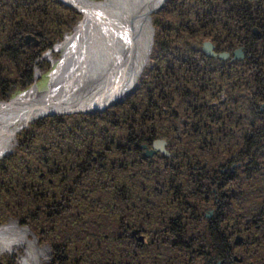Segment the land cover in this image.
Instances as JSON below:
<instances>
[{"label": "rangeland", "instance_id": "374dc122", "mask_svg": "<svg viewBox=\"0 0 264 264\" xmlns=\"http://www.w3.org/2000/svg\"><path fill=\"white\" fill-rule=\"evenodd\" d=\"M10 1L11 0H7V3ZM17 1L18 7H16V12L10 16L5 13L7 10L4 8H7L6 1L0 0V104L13 103L18 98L33 91L37 92L38 95L45 94L50 89L61 88L62 83L64 85L67 83L70 86L75 85L81 77L79 68L82 61L87 62L90 57L89 54H92V52L89 53L92 47L88 45L90 43L88 34H85L83 39L78 40L77 38V41L72 44L74 53L73 51H71L70 54L69 51L67 52L69 57L68 55L66 57L67 60L65 64H67V66L65 70L61 71L60 74L58 73V70L64 67V61H62L63 53L60 47L65 43L67 38L74 37L76 28L84 22V16L86 15L77 7L82 6L83 2L79 0H57L62 4L73 7L76 11V14H74L70 11H65L62 7L55 4V0ZM104 1L105 0H86V2L92 6L89 8H93ZM170 1L171 0H154L148 1V3L145 4L148 8L151 5H155L153 9L151 8L150 10L148 16L149 23L147 27H145L151 29L152 35L150 34L147 38V42L150 46L148 55L143 56L147 57L145 64L137 67L136 63L134 65L135 69L130 71V76H132V78H129L123 83L125 86L130 87V90H125L123 96L120 98L117 97L112 101L106 100L102 102L101 105L99 103L94 105L96 108L84 110L70 109L72 110L71 112H67L69 110L64 112L62 110L57 111L54 116L49 117L61 115L64 116L65 122L62 127L56 130H52L48 124H46L47 126L42 130L41 128L44 127L45 124L39 125V123H41L39 122L37 125L39 121L37 118L41 115L31 118L29 121L27 120L17 131V135H15V140L10 149L0 156V160L7 154L8 155L3 161L8 158H12L13 160L14 157H17V154H21V151L26 149L29 150V148L35 149V153L38 155L45 154V150H54L56 142L60 143L64 140L65 145H71L73 147L83 144L91 146L93 151L89 156L88 163L96 169H113V163H115V167L117 168L121 164L120 160L125 161L126 156L128 158L136 157L141 167H147V165L156 163L158 167L163 169L165 165L169 163L168 160L163 158V156L167 159L170 157L168 143L166 140L156 137L160 136V133H157V135L156 133L147 135L145 132H143V134H138L140 120L137 118V115L145 111V100L144 94H137L136 97L133 95L142 84L147 83V79L151 77L152 73H156L155 68L158 66V58L164 53L165 49L174 44L175 40V43L180 44L179 49L181 50L192 48L195 51V55L193 54V56L196 58L195 63L190 66L187 64L190 62L189 59H186L187 63L184 64L179 54H175L177 58L175 61L184 65L182 69L188 66L189 69L198 75L210 74L212 87L215 89V92H219V95L212 100L210 104L214 106L215 111L218 110L219 112H211L209 114L210 118L217 119L219 117L224 120L225 114L233 109L232 104L235 107H240L242 106V101L244 102V106H246L243 114L244 119L243 121L241 120L244 126L236 125L231 128H228L226 125L224 126V134H226L223 136V140H225L224 145L228 148L232 147V149L230 151H228L229 149L227 151L223 150L224 154L221 155L218 162L212 166L218 169H234L235 166L237 169H250L251 175L249 177L253 178L244 179L243 174L235 179L232 178L233 182L231 181L232 183L225 190L226 195L230 197L225 198V201L229 203L226 202L223 208L218 207L215 214L212 209L216 207L208 204L204 205V202L202 203V200H204L202 195V200L197 198H186L181 200L184 196L186 197L185 192L188 190L187 185L181 187L184 194H180L181 192L176 191L174 188V191L177 192V201L175 202H172L169 192H163L161 195L157 194L154 191L155 188H158L161 184H169V181L165 179L169 176H162L159 172L160 169H147L148 173L156 170L155 176L157 181L152 183L144 182V184H148V186L155 185L156 187L152 189L147 186V189L141 190L140 192L131 189L134 184L126 180L128 179L127 176L125 180L122 177L118 179L112 178L107 184L110 187L128 184L126 199L123 201L119 200L118 190L111 188L108 190L109 207L107 213H94L90 215L77 213L63 214L61 216L65 217L66 220L61 222L59 229L54 230H51L48 224L37 225L33 224L31 220L17 218L12 211L13 207H17L18 209L21 208V201L16 197L6 196L4 198L0 196V228L12 225L16 231H20L22 236H24V239L18 243V245L0 251V264H23L30 243H34L39 250L45 249V253L40 257V263L38 264H189L190 257H192L194 253L188 255L187 252L190 250L188 248H193L196 245L205 246L207 250H211L210 252L213 251L212 253H215L220 259L222 253H218L220 251L219 247L224 246V252H233V254L237 252V257L242 256L244 264H264V181L261 182L264 173H261V170L255 171L258 167L264 169V85L258 87L257 83L260 81L254 73L255 68L259 66L256 65L258 61L264 64L263 9L259 7V11L255 12L256 10H254L250 4V1L255 3V0H225V2L221 0L222 6L218 7L209 3V1L218 3V0H174L180 3L179 6H177L173 2L172 5H174V7L186 11L190 10L189 13L183 14L182 18H184V21L182 26L178 28L183 38L177 35V38L174 39V33L172 31L161 29V27L166 24H170L169 22L171 21L169 17H166V15L161 12ZM183 2H185L184 5H182ZM191 3L195 5L191 6ZM197 3H199V5H197ZM263 4L264 0H262V5ZM239 5H241L240 17L238 18L236 15L235 19L231 22L228 21L223 23L224 26L228 25L227 27L230 28V31L233 29L234 36L225 40V43L223 41L224 37L219 39L218 42L211 40V37L207 39L208 37H205L206 31H204L205 28L203 27H206L205 20H207V17L210 20L213 9H215V7L216 9L221 7L224 11L229 13L230 17V14L234 13ZM49 7L57 9L58 18L67 19V21L62 19V23L66 24L65 27L56 24V22H58L56 18L50 23L48 16ZM121 7H124V5ZM231 9L233 10L230 11ZM74 17H76V21L70 22V19ZM244 18L245 20L242 21ZM248 18H253V20ZM229 22L230 26L233 28L229 27ZM52 24H54L53 28L51 27ZM258 24L260 26H257ZM173 25L176 26L175 24ZM240 26H242L243 29H238ZM41 28H44L45 35L40 31ZM246 28L247 31H245ZM173 29L177 28L173 27ZM27 30L28 32L24 33L23 36L31 39V46L33 45L36 47L34 50L37 49V51H40L38 55H36V51L32 55L31 51H28L26 48L27 45L23 40L24 38H21L22 33ZM240 30H242L241 33ZM243 31H245V33ZM39 34L43 36H39ZM212 41L213 43H220V45L217 43L213 44ZM229 41L235 43L230 44ZM252 41L256 43L255 49L257 53H251V50L248 48L249 42ZM224 44L225 46L223 47ZM228 44H230V46L226 47ZM205 45L211 47L212 56H207L205 54ZM100 46L102 47V44L100 45L99 41L96 40L94 47L95 51ZM24 51H26V54ZM143 52L144 51L141 49L138 55L142 56ZM75 53H77L76 56L74 55ZM35 55L37 57H35ZM164 56L168 57L167 55ZM175 61L172 58L170 66L175 64ZM2 63L6 66L4 72H2L1 69ZM164 65L166 64L160 62L159 67L162 68ZM232 67H234V71L236 72H238L239 69H243V67L244 69H249V67H251L252 69L249 70V72L253 71L254 75H250L252 76L251 79L246 81L248 84L245 83L244 79H242V83L238 81L240 77V75H238L236 79V90H231L226 86V82L223 83L220 81V78L224 76H222V73L230 71ZM262 72L264 75V71ZM133 75H136V77ZM22 81H24L25 84ZM3 83H5L4 86L8 88L7 90H2ZM21 84L24 85L21 86ZM240 84L243 85L242 90L240 89ZM169 85L170 84L163 82V87L165 89H167ZM118 89L112 90L111 93L108 92V95L115 93ZM206 98L209 97L206 96ZM134 102L136 104V110L132 109V105L129 110L128 104ZM173 102L170 103H173L171 108H179L177 112L178 117L175 118L173 116L172 120L181 127L183 112L180 108L182 107H180V102L178 100ZM82 105H85V103ZM145 105L150 107L148 108L149 110L153 108L148 102H146ZM162 106L163 110L168 111V114L171 112L163 103ZM47 110L48 109L42 110L41 112H46ZM77 110H82L83 112H74ZM149 110L147 112L148 116L152 114ZM132 114L135 115L134 119H132ZM207 116L208 114L205 113L206 120ZM155 119L158 120L157 118ZM163 122L164 120L160 119L158 122L156 121V123H159L158 129H160V125ZM133 127L136 128L135 136L137 137V141L135 143L130 142V134L132 133ZM141 129L142 131L145 130L144 127ZM189 130L192 131V129ZM157 132H159V130H157ZM151 136L152 141L147 142L146 139ZM158 142L164 143L163 150L167 156L154 150V144ZM228 142H230L229 145H227ZM132 146H134V149H136V147L138 148L135 155L129 154L130 152L128 149L134 151ZM118 147H121L122 150H117ZM111 152L114 154L113 157L110 155ZM148 153L153 154L151 157H146ZM70 159L74 163L78 161L76 166H73L75 169L80 163V159H76V157L69 155L68 160ZM206 159L207 162H210L208 161V157ZM175 161L177 162V160ZM223 166L224 168H222ZM22 169L30 168L24 166ZM5 170L6 169H0V180ZM126 170L128 173V169H115L113 173H120V171L125 172ZM208 173L213 172L208 171ZM261 174L263 175L262 177H256L254 179L255 175L261 176ZM38 177L43 178L38 179L36 176L38 181H43L45 179L42 173H39ZM47 181L50 184L52 183L51 178H48ZM172 183L175 185L177 184L174 181ZM61 186L64 188L67 187ZM54 187L57 186L55 185ZM59 187L60 185L58 188ZM4 192L5 190H2L1 194L5 195ZM133 195H151V198H148L146 202L157 205L163 203L166 208H168L169 212L162 214L159 212H141L144 207L142 205L135 206ZM69 200V198H66L63 201L66 202ZM178 200L180 201L178 202ZM179 203L187 205L185 210L181 213H178L176 210V206ZM194 207L197 211L194 210ZM57 208L60 207L56 205L55 209ZM42 211L45 212L46 210ZM222 211L226 215L223 219L218 217ZM138 215L139 217L143 215L146 219L143 223V230H146L147 233H142L145 237L143 242L144 245L142 244L140 247H136L133 242L129 240L114 241V236L116 237L120 230L117 225L118 217H124L125 221L132 227V225H138L140 223L138 221ZM43 217L44 216L40 218L39 214L35 219L42 220ZM86 219L90 221L88 222ZM170 220H172V222ZM174 220H176V224ZM214 220L215 222L218 221L217 228H219V230L210 228L214 225ZM253 221H255V224H253ZM222 227L226 232V236L225 238L217 237L216 240H224L223 243H225V245L217 246L215 244L214 235L216 232L219 235L218 232H220ZM88 228L89 237L84 233ZM163 230L184 232V238H182L184 242L180 241L181 238H177L175 234L169 236L162 233ZM135 232L137 231H131L130 234L132 235ZM79 234L81 236H79ZM190 234L198 235V237L190 238ZM55 235L59 236L54 237ZM137 239L143 241V237ZM172 239L176 241L174 242L176 248H173L170 243ZM240 240L243 244L236 245ZM150 241H154V243ZM185 241H189V243L186 244ZM52 246H56L58 249ZM75 247L78 251L71 252V249ZM60 250L61 252H59ZM192 250L193 249H191V251ZM211 256L212 254H210V257ZM202 259L203 258L195 259L193 262L191 261L190 264L200 262ZM221 262L227 264L222 259ZM231 262H233V258H231Z\"/></svg>", "mask_w": 264, "mask_h": 264}, {"label": "trees", "instance_id": "16d2710c", "mask_svg": "<svg viewBox=\"0 0 264 264\" xmlns=\"http://www.w3.org/2000/svg\"><path fill=\"white\" fill-rule=\"evenodd\" d=\"M218 1V3H214L212 1H209V3L211 5H215L216 7L222 6L221 0ZM223 1L225 2V0ZM173 2L174 0H171L168 2L169 4H166L161 10V12H163L164 15L169 17V20H171L169 22L170 24H166L165 26L161 27V29L172 31L174 33V39L177 38V35L183 38L180 34L181 31H179L178 28L182 26L184 19L182 18L183 14L189 13L190 10L186 11L181 8H176L174 5H172ZM55 4L62 7L65 11H70L71 13L76 14V11L73 7L62 4L57 0H55ZM179 4L177 6H179ZM184 4L185 2H183L182 5ZM250 4L252 8L256 10L255 12L259 11V7H262L264 12V4L262 5V0H255V3L250 1ZM192 5L195 4L191 3V6ZM197 5H199V3H197ZM216 7L211 13L210 20L208 17L207 20H205L206 30H204L206 31L205 36L211 38L213 37V41H219V38H226L225 36L227 35L231 36L233 29L230 31V28L227 27L228 25L224 26L223 23L227 21L231 22L236 16V13L234 12L231 13L229 17L228 12L224 11V9L221 7L219 9H216ZM230 11H232V9ZM48 16L50 23L53 22L54 18H56V21H58L56 24H60L62 27L66 26L65 23H62V19L64 21H67V19L58 18L56 8L49 7ZM180 19L182 21H180ZM75 21L76 17L70 19V22ZM230 22L228 23L229 27H232L230 26ZM51 27L53 28L54 24H52ZM173 27H176L177 29H173ZM40 31L43 33V35H45L44 28H41ZM223 33L225 36H223ZM43 35L39 34V36ZM228 39H230V37ZM175 42L176 41L174 40V44L165 49L164 53L158 58V66L155 68L156 73H152L151 77L147 79V83L142 84L133 95L136 97L137 94H144L145 104L148 102L153 107L149 110L148 108L150 107H147L144 104L145 111L137 115V118L140 120L138 134H143V132H145L147 135L155 133L157 135V133H160L161 135L156 137L162 138L168 143L170 157L167 159L163 156V158L168 160L169 163L166 164L163 169L158 167L156 163L147 165V167H141L136 157L128 158L126 156V160H120L121 164L117 168L115 167V163H113V169H96L88 163L89 156L93 151L91 146H86L83 144L81 146L77 145L73 147L71 145H65L64 140H62L60 143L56 142V147L54 150H45V154L41 155L36 154L35 149L29 148V150L26 149L21 151V154H17V157H14L13 160L12 158H8L3 161V159L8 155L7 154L0 160V169H6L0 180V196L4 198L6 196L16 197L21 201V208L18 209L17 207H13L12 212L14 213V216L21 219L24 218L23 220H31L33 224L37 225L48 224L51 230L59 229L61 222L66 220L65 217L61 216L63 214L77 213L90 215L94 213H107V209L109 207L108 190L111 188L117 189L119 195L123 199H126L128 188L123 185H118L117 187H110L107 185L112 178L118 179L119 177H122L125 180V177L127 176L128 179L126 180L134 184L131 189L136 191L138 190L140 192L141 190L147 189L146 187L148 184H144V182L152 183L157 181L155 176L156 170L148 173L147 169H160L159 172L162 174V176H169L168 178H165L167 181H174L177 183L176 185L172 183V186L176 189V191H179L181 187H185V185L189 184V180L187 178L189 177L190 173L189 169H218L213 166L216 162H218L220 156L224 154L223 150L227 151L229 149L228 151H230L232 149V147L228 148L224 145L225 140H223V136L226 135L224 134V126L226 125L228 128L236 125L244 126L241 120L243 121L244 119L243 114L246 106H244V102L241 101L242 106L240 107H235L232 104L233 109L225 114L224 120L220 119L219 117L217 119L210 118L209 114L211 112H219L218 110L215 111L214 106L210 105L212 100H214L219 95V92H215V89L212 87L210 74H202L201 76L188 68V66L195 63L196 58L193 56V54L195 55V51L192 48L181 50L179 49L180 44ZM254 42L255 41H252L248 44V48L251 50V53H257L255 49L256 43ZM234 43L231 42L230 44ZM230 44H228L226 47L230 46ZM38 54H40V51H37L36 49V55ZM175 54H179L181 56V59L183 60L182 63L184 64L187 63L186 59H189L190 62L187 63L188 66L182 69V66L184 65L175 61L177 60ZM36 55L35 57H37ZM164 55H167L168 57ZM171 57L175 61V64L172 66H170L172 61ZM160 62L166 65L161 68L159 67ZM256 65L259 66L255 68L254 73L261 82L257 83L258 87H260L261 85H264V75L262 72L264 71V64L258 61ZM1 69L2 72L5 71L6 66H4V63H2ZM230 69V71L222 73V76H224L220 78V81L223 83L226 82V86L231 90H236V79L238 75H240L238 81H241V83L242 79H244L245 83H247L246 81H249V79H251V77L254 75L253 71L249 72V70L252 69L251 67H249V69H244L243 67V69L238 70L239 73L234 71V67ZM163 82L170 84L167 89L163 87ZM4 85L5 83L2 84V90H7L8 88H6ZM23 85L21 84V86ZM242 87L243 85L240 84L241 90ZM206 96L209 98H206ZM175 100H178L180 102V107H182L180 108V110L183 112V121L181 123V127H179L172 120L173 116L175 118L178 117L177 112L179 107L171 108V105ZM171 102L173 103L170 104ZM162 103L167 109L171 110L169 114L167 110H163ZM131 105L133 107L132 109L136 110L135 102L128 104L129 110L131 109ZM148 110L152 112L150 116L147 114ZM205 113L208 114L207 120L205 119ZM132 116V119H134L135 115L132 114ZM63 117L64 116L59 115L56 117L47 116L45 119L40 118L37 119L39 120L37 125L39 122H41L39 125L45 124L44 127L41 128L42 130L47 126L46 124H48L52 130H56L63 126L65 122ZM155 118L158 120H164V122L160 125V129H158L159 123H156L158 120ZM142 127L145 129L144 131H142ZM135 129L136 128L133 127L132 133L130 134V142L133 143L137 141ZM189 129H192V131ZM157 130H159V132H157ZM152 136L146 139L147 142L152 141ZM229 144L230 142H228L227 145ZM132 149L134 151L128 149L130 152L129 154L135 155L138 148L136 147V149H134V146H132ZM117 150H122V148L118 147ZM69 155L76 157V159H80V163L75 169L73 166L75 167L78 161L74 163L71 161V159L68 160ZM110 155L113 157V152H111ZM207 157L208 161L210 162H207ZM175 160H177V162ZM24 166L29 167L30 169H22ZM115 169H128V173L127 170L125 172L120 171V173H113ZM39 173L43 174L45 178L43 181H38L36 179V176L38 179H43L38 177ZM262 173H264V171H262ZM262 176L263 175L261 174V176L258 177ZM48 178L52 179L51 184L47 181ZM263 181L264 176L261 182ZM55 185L57 187H54ZM59 185L60 187L58 188ZM61 185L67 187L64 188ZM148 187L154 189L156 186L152 185ZM2 190H5V195L1 194ZM154 191L159 194H162L163 192L160 191L159 188H155ZM66 198H69L70 200L64 202L63 200ZM148 198H151V195H133L135 206L142 205L144 207L141 212H159L160 214L169 212L168 208H166L163 203L157 205L151 202H146ZM183 199H186V197L184 196L181 200ZM179 201L180 200H178V202ZM56 205H58L60 208L55 209ZM186 207L187 205L179 203L176 206V210L178 213H181ZM42 210L46 211L44 212ZM194 210L197 211L195 207ZM37 212L40 214V218L44 216L42 220L35 219L39 216ZM86 220L88 222L90 221L89 219ZM217 226L218 223L214 224L210 228L213 230H218L219 228H217ZM84 233L87 235V237H89V228ZM56 236L59 235H55L54 237ZM79 236L81 235L79 234ZM214 237L215 244L217 246L225 245L223 241L216 240V238L219 237L217 232ZM52 247L58 249L56 246ZM72 251L77 252L78 249L75 247L74 249H71V252ZM59 252H61V250ZM221 255V259L224 260V262H229V252H224Z\"/></svg>", "mask_w": 264, "mask_h": 264}, {"label": "bare ground", "instance_id": "6f19581e", "mask_svg": "<svg viewBox=\"0 0 264 264\" xmlns=\"http://www.w3.org/2000/svg\"><path fill=\"white\" fill-rule=\"evenodd\" d=\"M79 1L83 2V5L77 7L86 16H84V22L76 28L74 37L67 38L65 43L61 44L60 48L63 53L62 61H64V67L58 70L59 74L65 70L67 55L69 57L71 51L74 53L72 44L77 41V38L78 40L83 39L85 34H88L90 41L88 45L92 47L89 53L92 52V54H89L90 57L87 62L82 61L79 68V73H81L79 81L73 86L62 83L61 88L50 89L45 94L38 95L37 92L33 91L18 98L13 103L0 104V156L10 149L17 131L27 120L29 121L38 115H41L39 116L40 118L54 116L60 110L89 109L98 103L101 105L106 100L112 101L117 97L120 98L123 96L125 90H130V87L125 86L123 83L132 78L130 71L135 69L134 65L137 63L136 66L138 67L145 64L147 57L143 56L148 55L150 46L147 38L150 34L152 35L151 29L145 27L149 23L148 16L150 10L155 6L151 5L148 8L145 4L148 1L154 0H105L93 8H89L92 6L86 0ZM123 5L124 7H121ZM180 21L182 20L180 19ZM242 26L238 29L245 27ZM257 26L260 25L258 24ZM247 28L245 31H247ZM245 31L243 32L245 33ZM224 33L223 36H225ZM217 36L220 37L219 35ZM232 36H234L233 31L231 32V36H225L224 41ZM96 40L99 41L100 45L102 44V47L96 48L97 50L95 51ZM217 42L213 43L212 41L213 44ZM217 44L220 45V43ZM141 49L144 52L142 56H139L138 53L141 52ZM68 51L69 54H67ZM74 55L76 56L77 53ZM133 76L136 77V75ZM114 89L118 90L108 95V92L111 93ZM84 103L85 105H82ZM46 109H48L46 112H41ZM39 117L37 119H40ZM23 239L24 236H22L20 231H16L12 225L0 228V251L18 245ZM44 253L45 249L39 250L34 243H30L23 264L40 263L39 259Z\"/></svg>", "mask_w": 264, "mask_h": 264}, {"label": "flooded vegetation", "instance_id": "af4514ba", "mask_svg": "<svg viewBox=\"0 0 264 264\" xmlns=\"http://www.w3.org/2000/svg\"><path fill=\"white\" fill-rule=\"evenodd\" d=\"M5 1H6V6H7V8L4 7L5 9H7L5 13L7 15L11 16L14 12H16V7H18V4H17L18 1L17 0H11L8 3H7V0H5ZM174 2L176 5L179 4V2H176V1H174ZM240 9H241V5H239L235 10V13L238 16V18L240 17L239 16ZM248 19L252 20L253 18H248ZM244 20H245V18L242 21H244ZM27 32H28V30L24 31L22 33L21 38L22 39L24 38L23 40L25 41V44L27 45V47H26L27 50L31 51V54L33 55V53L36 51V50H34L36 47L33 45L31 46V42H30L31 39L25 38V36H23L24 33H27ZM24 53L26 54V51H24ZM222 168H224V166ZM260 168L261 167H258V169H256L255 171L261 170V173H262V170H264V169H260ZM189 171H190L189 177H187L189 180V184H187L188 190H186V192H185L186 198H197L199 200H202L201 199V195H202V197L204 199V200H202V203L204 202L203 203L204 205L208 204V205H213L214 207H216V208L212 209V210H214L213 211L214 214H215V211L218 207L223 208L226 205V202L229 203L228 201H225V198H230L229 196L226 195L225 190L233 182L232 181L233 179H235L236 177H239L242 174L244 176V179L253 178V177H249L251 175L250 169H237L236 166L234 169L233 168L232 169H189ZM208 171H211L213 173H208ZM256 177H258V176L255 175L254 179ZM123 186H125L127 188L128 184L123 185ZM158 188L160 189V191L169 192L171 194L172 202L177 201V192L174 191V187L172 186V182H169V184L168 183L167 184H161L158 186ZM179 191L181 192L180 194H184L181 189ZM157 194H159V193H157ZM159 195H161V194H159ZM118 199L122 200V201L124 200L120 195L118 196ZM225 216L226 215H225V213H223V211L221 212V214L218 215V217H220L222 219ZM138 217H139V215H138ZM208 219H212V218H208ZM145 220H146L145 217L142 215V217H139V220H138L140 223L138 225H132V227H131L125 221L124 217L119 216L118 220H117V225L119 226L120 230H119L117 236L116 237L114 236V241L129 240V241L133 242V244L136 247L137 246L140 247L143 244L144 238H145L143 236V234L147 233L146 230H143V223ZM170 221L172 222V220H170ZM174 223L176 224V220H174ZM216 223H218V221L215 222V220H214L213 224H216ZM247 223H249V222H247ZM253 224H255V221H253ZM259 225H261V224H259ZM131 231H137V232H135L134 234L131 235L130 234ZM162 233L169 235V236L171 234H175L177 236V238H179V239L181 238L180 241L184 242V240L182 239V238H184V234H183L184 232H182V231L176 232V231H172V230H169V231L163 230ZM218 233H219V235H218L219 237L225 238L226 232L224 231L223 227L220 229V232H218ZM139 237H143V241L137 239ZM189 237L194 238V237H198V235L190 234ZM221 241L224 242V240H221ZM150 242L154 243V241H150ZM174 242H176L174 239H172L170 241L172 247L176 248L174 245ZM185 243L188 244L189 241H185ZM237 244L241 245V244H243V242L240 240L239 242L236 243V245ZM188 249H190L187 252L188 255H191L194 253L192 255V257H190V262L191 261L193 262L195 259L203 258L200 262H195L193 264H224L223 262H221V259L215 253H212L213 251L210 252L211 250H207L205 246L196 245L193 248L189 247ZM191 249H193V250L191 251ZM219 249H220V251L218 253H224V251H225L224 246L219 247ZM236 253L237 252H235V254H233V252L229 253V262H227V264H244L242 256L237 257L238 254H236ZM210 254H212L211 257H210ZM220 257H222V256H220ZM231 258H233V262H231ZM190 262H189V264H190Z\"/></svg>", "mask_w": 264, "mask_h": 264}, {"label": "water", "instance_id": "95a60500", "mask_svg": "<svg viewBox=\"0 0 264 264\" xmlns=\"http://www.w3.org/2000/svg\"><path fill=\"white\" fill-rule=\"evenodd\" d=\"M204 52H205V54L207 55V56H212V53H211V47L209 46V45H205L204 46ZM93 108H96V107H93ZM67 111V110H66ZM72 110H69V111H67V112H71ZM64 112V111H63ZM74 112H76V113H79V112H83L82 110H77V111H74ZM54 114V113H53ZM53 114H51V115H53ZM56 114V113H55ZM54 114V115H55ZM163 145H164V143L163 142H161V143H155L154 144V150L156 151V152H160L161 154H164V155H166L167 156V154L164 152V150H163ZM152 154L153 153H148V154H146V157H151L152 156Z\"/></svg>", "mask_w": 264, "mask_h": 264}]
</instances>
